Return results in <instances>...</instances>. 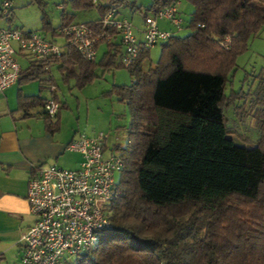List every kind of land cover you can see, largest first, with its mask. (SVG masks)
I'll list each match as a JSON object with an SVG mask.
<instances>
[{
    "label": "trees",
    "instance_id": "trees-1",
    "mask_svg": "<svg viewBox=\"0 0 264 264\" xmlns=\"http://www.w3.org/2000/svg\"><path fill=\"white\" fill-rule=\"evenodd\" d=\"M180 1L151 0L148 9L156 13ZM188 1L194 6L187 23L191 32L159 43L155 64L146 65L151 49L142 48L135 63L124 66L122 42L110 30L113 38L100 43L107 51L97 62L65 42L60 57L30 59L21 70L19 86L40 81L41 91L46 82L55 85L52 65L65 84L74 80L78 89L99 77L98 68L104 73L126 68L132 78L109 91L131 115L125 144L114 146L124 168L108 205L112 225L93 251L71 264H264V129L257 143L238 145L225 111L237 57L264 26V0ZM31 2L45 6L44 0ZM69 2L73 11L63 7L58 27L42 16L53 41L63 36L62 27L76 22L108 31L101 26L108 11L120 15L121 8L136 6L134 0ZM91 8L97 18L76 20V11ZM54 92L60 110L55 119L45 110L43 115L52 133L60 129L66 108ZM47 100L19 89L24 116Z\"/></svg>",
    "mask_w": 264,
    "mask_h": 264
},
{
    "label": "built area",
    "instance_id": "built-area-1",
    "mask_svg": "<svg viewBox=\"0 0 264 264\" xmlns=\"http://www.w3.org/2000/svg\"><path fill=\"white\" fill-rule=\"evenodd\" d=\"M11 8L10 0H5L0 5L1 15L9 18ZM162 19L169 20L177 31L185 23L179 6L171 5L145 16L142 40L133 22L115 10L101 19L102 28L108 31L76 22L60 32L85 59L95 62L100 43L113 38L110 30L117 31L123 45L121 63L129 67L142 48L151 49L172 37L173 31L160 28L158 22ZM63 51V46L43 32L0 25V93L18 83L23 68L19 57L46 59L60 57ZM44 110L55 119L60 103L50 98ZM106 140L103 132L80 134L71 140L66 149L83 157L78 167L57 163L32 167L27 200L36 220L21 237L20 264H71L98 246L102 231L112 225L108 205L117 185L116 175L124 168L118 153H106Z\"/></svg>",
    "mask_w": 264,
    "mask_h": 264
},
{
    "label": "rangeland",
    "instance_id": "rangeland-1",
    "mask_svg": "<svg viewBox=\"0 0 264 264\" xmlns=\"http://www.w3.org/2000/svg\"><path fill=\"white\" fill-rule=\"evenodd\" d=\"M5 0H0V5ZM32 0H10L12 4L11 19L1 15L0 25L3 27H18L23 30L40 31L52 38L51 30H44L42 16L45 14L48 21L52 22L53 27L61 24V14L63 7L66 11L72 12L73 9L69 0H44L43 9L37 2ZM136 6H127L120 9V15L130 19L135 28L138 22L145 20L149 11L148 7L151 0H134ZM179 5L180 14L185 20L183 28L176 33L180 36L191 32L187 27L194 6L188 0H181ZM139 6H142L140 9ZM99 16L96 8L76 11L77 21L95 19ZM164 20H159L162 25ZM171 25V24H170ZM55 41L63 46L66 42L64 36H58ZM106 45L101 46L99 54L105 51ZM161 52V44L151 48V57L146 62L156 63ZM23 67L28 66V62L23 57H19ZM237 65L230 74V79L226 86L227 95H231L229 104L225 107L228 119V131L235 143L241 146H252L257 143L263 132L264 122V26L260 32L253 36L247 50L237 57ZM57 70V69H56ZM54 71L56 76L55 87L62 99L67 103L63 113L67 120V127L77 126L81 134L94 135L103 132L107 135L106 153H118L114 149L116 144H125V130L129 125L131 115L127 104L117 97L114 93H109L114 84H130L131 75L126 68H118L107 71L102 75V69L98 68L99 77L82 89L74 88V81L65 84L58 71ZM38 82H32V87L37 88ZM48 90L44 94H48ZM41 108L40 106L38 107ZM262 120V121H260ZM67 156H71L76 161L80 155L76 152L67 151ZM61 165L62 161H58ZM49 162L48 164H52ZM75 165V164H72ZM117 181L120 174L116 175Z\"/></svg>",
    "mask_w": 264,
    "mask_h": 264
},
{
    "label": "crops",
    "instance_id": "crops-1",
    "mask_svg": "<svg viewBox=\"0 0 264 264\" xmlns=\"http://www.w3.org/2000/svg\"><path fill=\"white\" fill-rule=\"evenodd\" d=\"M170 24L169 20H164L159 26L163 30L176 33V28ZM144 27L145 20L138 22L136 34L140 40L143 39ZM103 45H106V49L102 55L107 51V44H101L95 62L102 57L99 51ZM25 60L29 64V58ZM56 69V65L50 68V75L54 77L55 82L57 81L54 73ZM102 75H104L103 70ZM34 82H38L37 88L32 87V82L21 87L18 82L0 93V264H20L21 237L36 220L27 200L28 181L32 167L38 163L49 162L61 165L58 162L61 160L63 164H71L61 166L75 168L80 166L83 159L79 152H76L80 155L76 161L71 156H67L68 143L82 132L75 125L67 127L63 110L61 111L60 129L52 133L46 128L43 106L32 107L29 110V116H24L25 112L19 109L20 88L26 95L41 94L48 99L52 98L56 91L60 100L65 102L55 85L46 82L41 91L40 81ZM48 89V94L45 95L44 91Z\"/></svg>",
    "mask_w": 264,
    "mask_h": 264
}]
</instances>
